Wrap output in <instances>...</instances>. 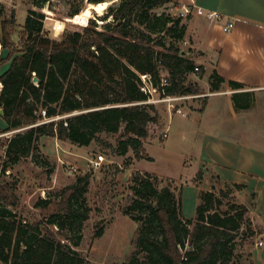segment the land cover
Returning <instances> with one entry per match:
<instances>
[{"label": "trees", "instance_id": "obj_1", "mask_svg": "<svg viewBox=\"0 0 264 264\" xmlns=\"http://www.w3.org/2000/svg\"><path fill=\"white\" fill-rule=\"evenodd\" d=\"M98 1L103 0L94 2ZM168 2L120 0L109 7L112 20L103 29L91 19L81 29L64 31L60 38L46 34L43 15L30 8L18 44L13 39L14 11L4 17L1 43L9 52L0 58V67L7 61L10 65L0 72V116L6 122L0 133L15 130L5 142V163L18 162L45 136L87 146L102 133L120 134L113 146L116 154L126 155L132 149L135 159H151L144 139L161 115L154 104L145 102L148 96L141 89L140 74L151 73L154 84L160 85L166 71L168 94L197 95L201 89L189 74L196 66L199 77L205 72L179 46L187 31L183 17L157 13ZM79 12L77 7L72 14ZM225 81L216 71L210 76L214 90ZM228 83L236 89L244 87L238 81ZM248 94L234 93L236 107H249L241 100ZM1 170L5 174L7 164ZM90 177V173L81 175L56 196L37 199L34 206L41 214L33 221L25 215L18 180H0V260L93 264L73 247L79 244L76 225L80 228L89 217L85 193ZM202 178L199 171L196 181ZM162 179L150 171L133 172V197L124 213L139 222L134 238L138 250L124 264H234L239 242L254 241L257 234L249 206L236 200L235 192L245 185H226L218 193L201 189L197 215L187 218L181 191L177 193L171 183L159 187ZM103 231L97 230L96 236Z\"/></svg>", "mask_w": 264, "mask_h": 264}, {"label": "rangeland", "instance_id": "obj_2", "mask_svg": "<svg viewBox=\"0 0 264 264\" xmlns=\"http://www.w3.org/2000/svg\"><path fill=\"white\" fill-rule=\"evenodd\" d=\"M94 1L96 0H0V10L3 12L0 18L11 16L14 11L13 29L15 33L13 39L18 44L23 34L28 10L32 8L43 15L45 33L53 38H60L64 31L81 29L90 23L91 19H94L99 29H103L105 23L112 20L111 15L107 14L109 7L118 5L120 0ZM90 2L103 3L106 6L103 13L100 14L96 9L91 8ZM181 4L180 0H169L165 6L157 9V13L165 12L173 17L182 16L183 23H187L189 19L182 15ZM77 7H80V12L73 15L72 12ZM58 20L65 23L59 31L56 29ZM167 41H171L169 36ZM179 46L183 49L186 48L183 41L179 42ZM167 74L164 71L163 77H166ZM189 78L193 81L200 79L194 72L189 74ZM208 78L209 76L205 75V79L208 80ZM203 92L205 93H202L200 97H191L180 103L186 113L194 104L198 106L204 104L207 94L204 88ZM256 96V91H251L241 99L242 102L247 101L251 107L247 116L252 118L250 123L252 129L246 140L242 136L236 142L246 148L252 156L258 157L260 154L264 155V103L260 100L256 103ZM155 106L161 113L162 120L159 124L150 125L149 136L146 139H157V148L154 151L157 156L156 161L145 158L132 168L130 159L133 161L135 159L133 150L131 149L126 155H118L113 148L120 134L102 133L98 140L92 141L83 148H78L79 145H73L70 141L59 140L60 152H56V154L50 151L49 143L43 144L40 140L39 147L32 148L30 153L22 156L18 162L5 163L6 155L3 145L8 139L3 135L0 136V168L2 169L3 165L7 164V170L5 174L0 172V180H18V194L21 203L26 207L25 215L33 221L38 219L41 214V211L34 206L37 199L46 198L49 195L56 196L65 186L73 184L79 176L90 173V182L85 193L90 208L89 217L82 221L80 228H78L79 223L76 225L75 241H79V244L73 243V247L93 264H124L127 257L138 250L134 244V238L139 222L124 213V208L133 197L130 179L136 169L178 178L170 181L163 176L159 187L171 183L177 193L181 191L183 215L187 218H195L200 186L194 183L193 179L200 168L210 167L217 173H221L222 176L226 175L230 169L239 168L236 165V167L225 169L226 167L224 168L223 165L225 163L214 160L205 147L210 136L235 141V136L232 133L225 132L227 131L225 128L222 133L217 127L214 129L215 131H212L205 125L198 126L197 123L190 122V115L184 117L179 113L170 114L166 102L157 103ZM223 110L227 114L229 113L226 102ZM192 115L195 113L193 112ZM166 116H168L167 126ZM168 126L169 137L163 140L161 134ZM74 151L81 152L82 156H75V160L67 158L68 153ZM99 154H103L106 160L102 168H95L90 161ZM185 160L187 161L184 165ZM69 164L77 167L74 173L68 171ZM204 174H207L208 179L205 182V188L202 189H215L218 193L221 188L226 187L216 175L211 176V173L203 171ZM260 175L264 177V168L260 167L257 159L254 158L252 163L241 169L240 177L246 180L251 189L256 192L257 188H262L264 185ZM236 200L239 201L237 196ZM100 228H103L104 231L101 236L97 237L95 233ZM154 234H158L156 229H154ZM239 243L241 245L237 248L238 257L234 259V264H255L251 252L254 241L248 240L246 243L243 241ZM186 247L189 245L186 244ZM137 254L141 258L143 257V253ZM0 264L5 263L0 260Z\"/></svg>", "mask_w": 264, "mask_h": 264}, {"label": "crops", "instance_id": "obj_3", "mask_svg": "<svg viewBox=\"0 0 264 264\" xmlns=\"http://www.w3.org/2000/svg\"><path fill=\"white\" fill-rule=\"evenodd\" d=\"M180 1L182 3L181 5L191 4L192 2V0ZM193 1L207 11L221 12L224 15V20L217 22L208 19L205 15L197 13L190 15L187 22L186 35L183 39V44L186 46L184 49L188 57L193 59L197 65L204 67V76L199 77L200 79H197L196 82L201 89V94L205 93L203 92V88L206 90L207 94L205 95V102L202 106L194 104L193 107L187 110L186 115L182 116L186 117L190 115V122L197 123L198 126L205 125L212 131L217 127L221 130L220 132L223 133L225 128V130H227L225 132H230L235 136V141L210 136L205 147L214 160L223 161V163H225L223 164L224 168L226 167L225 169L236 167V165L239 166L238 169H230L227 171L226 175L223 176L210 167L206 169L200 168L199 171H204L205 173L209 172L211 176L213 174L216 175L223 181L224 186H233L235 183L245 185L243 189L237 190L235 195L238 197V202L245 203L249 206L250 217L257 230L254 244L251 248L252 259L255 264H264V185L262 188H257L255 192L251 189L248 182L240 177L241 169L252 163L254 158L257 159L258 165L264 168V155L260 154L258 157L252 156L246 148L239 142H236L239 140V137L242 136L244 140L247 139V135L251 133L252 129V126L250 127L252 118L247 116L251 107L238 108L233 99L235 92L249 93L251 91H256V103H258L259 100L264 103V0ZM228 20L234 22V27L229 31H225L223 26ZM1 35L2 19L0 18V58H4L8 55L9 49L3 47ZM9 65L10 61L2 64L0 72L5 71ZM214 71L226 79V81L221 84L220 88L215 90L212 89L210 82V76ZM205 75L209 76L208 80L205 79ZM229 80L241 82L244 84V87L241 88L242 90H237L228 83ZM225 102L229 108L228 114L223 110ZM240 103L242 104V102ZM193 112L195 115H192ZM167 118L168 116H166V126ZM161 120L162 115L160 122ZM0 127H6V122L1 116ZM167 128L169 130V126L166 127V129ZM41 141L43 144L46 142L49 143V149L54 154L60 152L58 138L45 136ZM156 144V138L144 139L143 146L145 152L151 157L150 160L152 161L157 160V156L154 153L157 148ZM77 147L83 148L87 146ZM80 153L79 151L68 153L67 158L75 160V156H82ZM142 159H134L131 167H135L136 163ZM186 161L187 160L184 161V165ZM154 173L161 178L165 176L172 180L178 179L174 176L162 175L157 172ZM196 176L193 179L194 183L200 186V190L205 188V182L208 179L207 174L203 175L200 182L195 181ZM260 177L264 182V177L261 175ZM259 241H262L263 244L259 245Z\"/></svg>", "mask_w": 264, "mask_h": 264}, {"label": "built area", "instance_id": "obj_4", "mask_svg": "<svg viewBox=\"0 0 264 264\" xmlns=\"http://www.w3.org/2000/svg\"><path fill=\"white\" fill-rule=\"evenodd\" d=\"M182 9V15L188 16V15H192L193 13H197L200 15H205L208 19L212 20V21H217V22H221L224 20V15L219 12V11H207L204 8L198 6L193 0L191 2V4H183L181 6ZM88 24V23H87ZM234 27V22L231 20H228L227 22H225L223 29L225 31H229ZM199 72V66L195 67V73ZM141 77V89L147 94L148 98L145 102L150 103V104H154L156 105L157 103H167L168 104V109L170 111V113H179L181 115H186V111L183 110V108L181 107L180 103L185 101L188 98H195V97H199L201 94H168L165 90V87L167 85H169V81L166 77H163L161 84L160 85H155L154 84V80H153V76L151 73H141L140 74ZM2 89V83L0 82V92ZM43 115L46 114V111L43 110L42 111ZM59 118V117H57ZM46 120H50V119H46ZM15 132V130L13 131H9L7 133H0V136L5 135L8 138H10L13 133ZM169 135V130L168 128L165 129L161 136L162 138H167ZM7 147V144L5 143L3 145V149L5 150ZM106 160V157L103 154H99L96 158L91 159V163L95 168H102L104 162ZM77 170L76 166L73 165H68V171L70 173H74ZM0 172L2 173V170L0 168ZM0 173V174H1ZM259 245H262L263 242L259 241L258 242Z\"/></svg>", "mask_w": 264, "mask_h": 264}, {"label": "bare ground", "instance_id": "obj_5", "mask_svg": "<svg viewBox=\"0 0 264 264\" xmlns=\"http://www.w3.org/2000/svg\"><path fill=\"white\" fill-rule=\"evenodd\" d=\"M90 7L96 9L100 14H102L106 6L103 3L90 2ZM64 25L65 23L63 21L58 20L56 23V29L59 31L64 27Z\"/></svg>", "mask_w": 264, "mask_h": 264}, {"label": "water", "instance_id": "obj_6", "mask_svg": "<svg viewBox=\"0 0 264 264\" xmlns=\"http://www.w3.org/2000/svg\"><path fill=\"white\" fill-rule=\"evenodd\" d=\"M35 81H37V79H35ZM1 112H3V111H1Z\"/></svg>", "mask_w": 264, "mask_h": 264}]
</instances>
